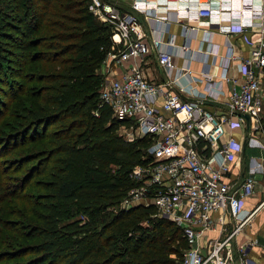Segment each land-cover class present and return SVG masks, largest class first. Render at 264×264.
I'll list each match as a JSON object with an SVG mask.
<instances>
[{
  "label": "trees",
  "instance_id": "trees-1",
  "mask_svg": "<svg viewBox=\"0 0 264 264\" xmlns=\"http://www.w3.org/2000/svg\"><path fill=\"white\" fill-rule=\"evenodd\" d=\"M8 1L14 4L12 17L5 11ZM0 27L4 28L0 31V82L4 83V66L19 65L18 81L8 84L6 104L7 110L19 103L18 109L0 115V197L19 202H6L5 207L0 198V240L4 232L2 242L7 243L0 262L180 261L188 243L178 227L157 216L154 207L112 209L135 187L129 173L144 162L148 141L124 140L117 133L123 122L114 119L108 107H99L103 80L99 69L113 47L110 27L91 14L89 0H0ZM10 42L18 55L8 49ZM29 84L40 86L29 88ZM21 96L26 98L24 105L19 102ZM6 117L15 121L7 125ZM38 142L43 144L32 153L3 159ZM5 178L16 182L8 186ZM30 186L43 191L36 201L34 194L19 195ZM78 214L86 216V221L76 219ZM6 215L22 221L16 224Z\"/></svg>",
  "mask_w": 264,
  "mask_h": 264
},
{
  "label": "built area",
  "instance_id": "built-area-1",
  "mask_svg": "<svg viewBox=\"0 0 264 264\" xmlns=\"http://www.w3.org/2000/svg\"><path fill=\"white\" fill-rule=\"evenodd\" d=\"M178 0H134L131 11L157 13L156 6L175 7ZM196 6L184 5V11L195 13L208 27L218 32L243 33L255 27L260 38L248 39L247 55H238L228 46L226 57L238 65V74L228 76L226 69L218 77L230 82L219 112H213L197 101L183 100L172 91L174 79L161 83L151 81L139 63L132 62L120 76L108 78L107 67L98 91L99 107H108L112 117L123 122L117 133L127 142L147 139L144 162L132 167L129 177L135 182L120 202V208L152 206L157 216L178 227L188 246L175 264H245L248 245L255 240L245 237L232 243L250 225L254 214L264 205V195L252 209L244 200L255 189V175L264 182V0L248 6H232V16L211 22L221 13L219 0H197ZM89 11L110 27L113 47L106 56L107 66L120 67L144 58L158 41L147 43L137 18L121 12L111 0H89ZM218 14V15H217ZM119 46L117 50L115 47ZM156 63L162 69L172 67V55L159 51ZM108 69V71H107ZM206 90L223 94L215 87L214 77L204 74ZM203 99H206L204 94ZM237 113H240L238 115ZM242 115L249 118L246 123ZM244 131V142L263 153L262 162L247 167L246 176L229 181L231 169H242L243 141L234 132ZM211 161L216 163L212 167ZM224 216L229 220H224ZM229 227V229L227 228ZM216 237L200 247L205 232ZM260 264H264V261Z\"/></svg>",
  "mask_w": 264,
  "mask_h": 264
},
{
  "label": "crops",
  "instance_id": "crops-1",
  "mask_svg": "<svg viewBox=\"0 0 264 264\" xmlns=\"http://www.w3.org/2000/svg\"><path fill=\"white\" fill-rule=\"evenodd\" d=\"M121 12H131L137 18L141 30L145 34L147 43L152 40L158 41L156 48H151L150 52L140 61L132 60L120 67L107 66V58L100 66L101 73H105L107 67L111 69L108 75L109 79L120 76L132 62L139 63L143 73L156 83L174 79L172 91H175L183 100L197 101L208 110L213 112L220 111V105L225 100L224 93L230 88V82L221 81L219 75L226 69L228 76L238 74V65L227 59L226 53L228 46H231L233 52L238 55H247L249 51L248 39L254 41L260 38L258 30L255 27L246 29L243 33L222 34L214 27H208L202 18H198L195 13L184 11V5L188 4L191 8L196 6L197 0H178L175 7L167 9L156 6L157 13H142L131 11L130 5L134 0H111ZM153 6L157 0H150ZM172 1V0H171ZM261 0H219L217 3L221 8V13L211 19V22H217L219 19H228L232 16L230 5L248 6L257 4ZM155 5V4H154ZM119 48V46H116ZM159 51H168L172 55V67L168 69L160 68L156 63V55ZM107 69V71H108ZM209 73L214 77L215 87L222 88L223 94L214 93L215 91L206 90L204 74ZM206 95V99L201 97ZM234 137L243 141L242 151V169L239 171L231 169L227 174L229 181L238 182L247 174V167L255 161L262 162L263 153L254 147L248 146L244 140V131L234 132ZM212 167L216 163L211 161ZM256 185L254 192L244 200V207L252 209L261 201L264 195V182L261 174L255 175ZM224 220H229L224 216ZM259 219V220H258ZM256 220L258 223H256ZM229 229V227H227ZM216 237V233L205 232L198 241L200 247H203L207 241ZM245 237L254 239V245H248L245 264H260L264 261V205L254 214L250 225L245 226L243 233L232 239V243L243 241Z\"/></svg>",
  "mask_w": 264,
  "mask_h": 264
},
{
  "label": "rangeland",
  "instance_id": "rangeland-1",
  "mask_svg": "<svg viewBox=\"0 0 264 264\" xmlns=\"http://www.w3.org/2000/svg\"><path fill=\"white\" fill-rule=\"evenodd\" d=\"M7 4H8V6L6 7V9H5V11L8 13V15H10L11 17H12V15L14 16L15 14H14V10H12L13 8H14V4L13 3H11V2H7ZM13 19H9L8 20V23H10V24H15L13 21H12ZM4 28H2V27H0V31H2ZM9 31V33L10 34H12L13 36H15V35H17V33H15V32H13V31H11V30H8ZM33 37H36V36H33ZM8 47H10V48H8L10 51H12L13 53H14V55H18L19 54V51L16 49V45H15V43H13V42H10L9 43V45H8ZM30 50H35V51H38V48H31ZM10 59H13V56H8ZM14 62L15 61H17V59H16V57L14 58V60H13ZM33 65H37V64H33ZM18 67H19V65H15V64H13V62H11L10 63V65H6V66H4V68H3V71H2V78L4 79V83H2V82H0V102L1 103H3V105L4 106H2V105H0V115L2 114V113H12V112H15L18 108H17V106H18V104L15 102V104H12L11 106H10V108L9 109H7L6 110V104H7V101H8V95H7V91L10 89L9 88V85L8 84H10V82L11 81H18V79H17V77H15V74H16V72L18 71L17 69H18ZM99 73H101V70L99 69ZM103 82V81H102ZM39 87L40 86V84H29V88L30 87ZM16 91V90H15ZM20 104H26V98H24V96H21V98H20ZM19 111V110H18ZM14 117H6L4 120L6 121H10L7 125H9L11 122H14L15 120V118L13 119ZM13 125V124H12ZM6 128L7 127H3L2 128V130L3 131H6ZM43 143L42 142H38V143H36L35 145H33V146H27L26 148H23L22 150H16V151H14V152H12V153H10L9 155H7L5 158H3V159H5V160H9V159H13V158H15V157H17V156H20V155H25V154H29V153H32V152H34V149H40V147H41V145H42ZM19 153H21V154H19ZM19 154V155H18ZM17 175L19 176V174H16V176L15 177H17ZM36 179H38V178H36ZM3 182H6L7 183V185L9 186H12L13 184H15V178H11V179H9V178H5L4 180H3ZM23 193L25 194V195H27V194H29V195H35V197L32 199V200H35L36 201V195H40V194H42L43 193V191L41 190V189H39V188H37L36 186L34 187V186H30L29 188H27V189H25V191H23V192H19V195L20 194H22L23 195ZM17 194H18V192H17ZM28 196V195H27ZM0 198H2L3 200V202L2 203H6V202H8V203H19L17 200V198L15 199L14 197H12V199H9L8 197H6V196H4V195H2ZM32 198V197H31ZM41 204H43L44 202H40ZM52 204H53V202H52ZM56 203H54L53 205H55ZM0 205H1V202H0ZM52 206V205H51ZM5 207H7L6 206V204H5ZM120 208V204L119 205H117V206H115V207H113L112 209L114 210V211H116L117 209H119ZM14 213H16V212H14ZM5 217H7L8 219H10V220H12L13 222H15L16 224L17 223H19V222H21L22 221V218L21 217H17V216H9V215H6ZM100 218V217H99ZM98 218V219H99ZM76 219H78V220H81V221H86V216H84L83 214H78L77 216H76ZM259 220V219H258ZM256 223H258V221L256 220ZM6 235V233H2V236H1V242H0V253H1V251H3V250H6V247L4 246V245H6L7 243L6 242H2L3 241V237ZM20 243H27L26 241H24V240H21V241H19ZM4 246V247H3ZM1 264H5V263H7V260H2L1 262H0Z\"/></svg>",
  "mask_w": 264,
  "mask_h": 264
},
{
  "label": "water",
  "instance_id": "water-1",
  "mask_svg": "<svg viewBox=\"0 0 264 264\" xmlns=\"http://www.w3.org/2000/svg\"><path fill=\"white\" fill-rule=\"evenodd\" d=\"M238 115H240V113H237ZM243 117H244V119H245V121H246V123H248V121H249V118H248V116L247 115H242Z\"/></svg>",
  "mask_w": 264,
  "mask_h": 264
}]
</instances>
